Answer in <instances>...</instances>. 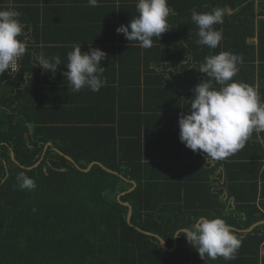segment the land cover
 <instances>
[{
	"label": "trees",
	"instance_id": "trees-1",
	"mask_svg": "<svg viewBox=\"0 0 264 264\" xmlns=\"http://www.w3.org/2000/svg\"><path fill=\"white\" fill-rule=\"evenodd\" d=\"M168 6L169 25L183 32L173 34L172 44L178 46L169 60L186 58L184 64H189L182 66L187 80L178 83L180 101L193 98L198 75L206 80V74L189 69L191 64L203 63L206 54L230 52L243 57L233 80L254 88L257 66L264 69V0H168ZM215 8L222 10L223 23L213 27L222 31L223 38L209 51L196 44L198 28L191 21V11ZM257 34L258 44L252 42ZM259 92L264 102L263 73ZM185 107L189 111L188 103L181 109ZM2 123L6 127L0 128V264H264V258L260 259L264 223L248 231L264 221L254 182L261 166H229L232 174H245V178L231 180L229 190L236 203L221 219L233 228L240 246L235 259L205 256L203 260L182 236L197 218H216L194 211L189 195L195 185H170L172 194H163L160 200L159 192L166 195V186L159 185L157 167L103 163L85 173L99 159L93 155L94 147L83 146L78 137L52 130H20L12 117ZM252 154L248 151L247 158H255ZM240 156L238 151L231 158L235 161ZM21 172L35 181L33 190L19 188ZM238 190L245 192L244 198L234 194ZM180 232L179 247L172 252Z\"/></svg>",
	"mask_w": 264,
	"mask_h": 264
},
{
	"label": "crops",
	"instance_id": "crops-1",
	"mask_svg": "<svg viewBox=\"0 0 264 264\" xmlns=\"http://www.w3.org/2000/svg\"><path fill=\"white\" fill-rule=\"evenodd\" d=\"M137 2L98 0V6L90 7L88 0H0V10L20 13L23 35L18 39L26 43L20 73L15 77L9 71L0 75V128L6 127L3 120L12 117L20 130H52L72 139L78 137L83 146L94 147L93 155L99 161L93 165L157 167L159 185L166 186V195L159 192L160 200L163 194L170 197V185L193 184L189 196L194 211L213 218H221L236 203L229 190L231 180L245 178V174H232L229 166L259 165L261 172L254 176L259 188L256 203L264 214V132H253L239 150L241 158L235 161L231 156L219 161L205 159L180 142L178 119L182 113L190 114V109H181L187 101H180L178 83L186 82L182 66L189 64L170 61L169 57L178 46L172 44L173 34L183 32L170 25V31L159 41L154 38L149 49L127 41L116 29L138 16ZM258 41L257 34L252 42ZM77 43L82 45V52L91 46L107 54L100 64L105 69V84L98 92L87 87L78 93L68 89L62 73L67 70V53ZM40 53L60 57L61 65L54 74L36 65L34 54ZM262 73L264 69L257 66L254 88L258 96ZM203 80L198 75V83H194ZM213 87L218 89L220 85L213 81ZM248 151L255 158H247ZM234 194L245 197L241 190Z\"/></svg>",
	"mask_w": 264,
	"mask_h": 264
},
{
	"label": "clouds",
	"instance_id": "clouds-1",
	"mask_svg": "<svg viewBox=\"0 0 264 264\" xmlns=\"http://www.w3.org/2000/svg\"><path fill=\"white\" fill-rule=\"evenodd\" d=\"M88 6H98V0H88ZM136 11L138 16L116 31L123 34L127 41H136L139 47L149 49L154 38L159 41L163 33L170 31L168 0H138ZM222 16L219 8L204 13L195 9L191 11V21L198 28V46L218 47L223 35L213 26L223 23ZM19 17L17 11L0 10V75L15 69L26 52V43L18 39L23 35ZM81 46L73 44L72 50L67 53V70L62 75L68 81V89L74 93L85 87L98 92L105 84L102 78L105 69L100 64L107 54L91 46L87 52H82ZM34 60L45 72L53 74L61 65L58 55L49 58L42 53L34 54ZM242 63L243 57L220 52L206 56L203 63L189 68L206 74L209 79L192 89L194 96L187 101L190 114L182 113L178 119L179 140L193 153L204 155L205 159L224 160L241 150L253 132H264V102L252 86L233 80L239 72L238 65ZM213 81L220 85L218 89L213 87ZM17 181L21 190L30 191L36 187L35 181L23 172L17 176ZM182 236L203 260L205 256L211 260L218 257L235 259L240 246L231 227L219 217L197 218L189 228L183 229Z\"/></svg>",
	"mask_w": 264,
	"mask_h": 264
},
{
	"label": "water",
	"instance_id": "water-1",
	"mask_svg": "<svg viewBox=\"0 0 264 264\" xmlns=\"http://www.w3.org/2000/svg\"><path fill=\"white\" fill-rule=\"evenodd\" d=\"M95 165H92L91 166V168L88 170V171H85V173H88L91 169H92V167H94ZM106 170V169H105ZM130 192V191H129ZM127 206H129V205H127ZM132 214H133V210H132V208L130 209V215H129V219H128V221H129V223L131 222V218H132ZM264 223V221H262V222H260V223H258V224H256V225H254L251 229H249L248 231H252L254 228H256L257 226H259V225H261V224H263ZM147 235H149V236H153L154 234H151V233H146ZM180 234V233H179ZM179 234H178V236H177V243H175V248H178V246H179V244H178V237H179ZM154 236H156V235H154ZM159 240H160V238H159ZM162 240H160V242H161ZM162 244V246H163V248L165 249V250H168V247H167V245H166V243L165 242H163V243H161ZM174 248V249H175ZM174 251V250H173Z\"/></svg>",
	"mask_w": 264,
	"mask_h": 264
},
{
	"label": "built area",
	"instance_id": "built-area-1",
	"mask_svg": "<svg viewBox=\"0 0 264 264\" xmlns=\"http://www.w3.org/2000/svg\"><path fill=\"white\" fill-rule=\"evenodd\" d=\"M21 60H22V57L18 60L17 67L15 69H10L12 77H15L16 75H18L20 73V71H21ZM262 258H264V246H262L260 248V259H262Z\"/></svg>",
	"mask_w": 264,
	"mask_h": 264
}]
</instances>
